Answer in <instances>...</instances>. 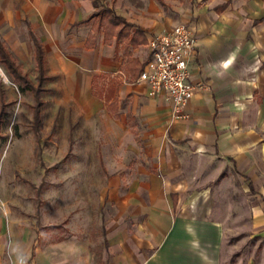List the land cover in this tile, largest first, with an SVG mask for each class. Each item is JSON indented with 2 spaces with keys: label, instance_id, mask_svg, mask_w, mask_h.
I'll return each instance as SVG.
<instances>
[{
  "label": "crops",
  "instance_id": "0c3cea01",
  "mask_svg": "<svg viewBox=\"0 0 264 264\" xmlns=\"http://www.w3.org/2000/svg\"><path fill=\"white\" fill-rule=\"evenodd\" d=\"M181 24L196 91L176 120L139 77L150 39ZM0 39L34 82L43 48L36 138L48 101L76 109L102 173L66 235L51 223L43 240L0 203V264H264V0H0Z\"/></svg>",
  "mask_w": 264,
  "mask_h": 264
},
{
  "label": "rangeland",
  "instance_id": "374dc122",
  "mask_svg": "<svg viewBox=\"0 0 264 264\" xmlns=\"http://www.w3.org/2000/svg\"><path fill=\"white\" fill-rule=\"evenodd\" d=\"M0 81L9 104L1 129L0 203L7 205L21 228L42 234L43 240L52 233L48 230L51 223L57 225L54 233L66 235L68 219L82 206V185L95 190L101 184L98 145L92 143L93 137H88L95 136L97 128L84 127L76 109L66 112L64 104L57 106L48 101L38 140L34 95L20 93L2 66ZM65 100L62 98L61 102ZM51 120H56L55 128L51 127ZM83 170L89 175L82 174ZM93 189L92 202L98 195ZM228 244L240 249L242 242L231 240ZM254 245L253 241L246 244L249 252L256 250Z\"/></svg>",
  "mask_w": 264,
  "mask_h": 264
},
{
  "label": "built area",
  "instance_id": "2783aa9c",
  "mask_svg": "<svg viewBox=\"0 0 264 264\" xmlns=\"http://www.w3.org/2000/svg\"><path fill=\"white\" fill-rule=\"evenodd\" d=\"M195 45V37L184 24L153 36L149 41L151 60L139 77L141 82L148 84L151 96L167 94L176 120L188 118L185 108L196 91L189 72ZM19 263L24 261L20 259Z\"/></svg>",
  "mask_w": 264,
  "mask_h": 264
},
{
  "label": "trees",
  "instance_id": "16d2710c",
  "mask_svg": "<svg viewBox=\"0 0 264 264\" xmlns=\"http://www.w3.org/2000/svg\"><path fill=\"white\" fill-rule=\"evenodd\" d=\"M96 8H99L102 4V0H93ZM109 18L114 20L111 17V12H108ZM35 58H36V70L38 72L37 81L34 82L29 79L28 75L23 72L22 66L18 64L16 58L10 52L6 43L0 39V66L4 68L6 74L9 76L10 82L13 83L20 93H32L35 97V120L40 125L39 120V110L42 106L43 102L41 100V94L43 91V84L45 82V59L44 52L41 44L35 40ZM2 82L0 81V94L2 98L4 97V93L2 90ZM6 116V105L3 103L0 111V140L2 139L1 129L5 123Z\"/></svg>",
  "mask_w": 264,
  "mask_h": 264
}]
</instances>
